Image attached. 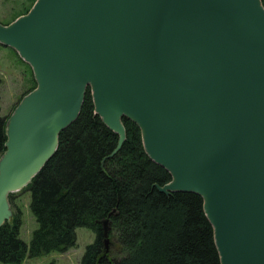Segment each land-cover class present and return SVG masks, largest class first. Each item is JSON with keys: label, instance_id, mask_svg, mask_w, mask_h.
Segmentation results:
<instances>
[{"label": "water", "instance_id": "95a60500", "mask_svg": "<svg viewBox=\"0 0 264 264\" xmlns=\"http://www.w3.org/2000/svg\"><path fill=\"white\" fill-rule=\"evenodd\" d=\"M0 44L36 83L6 121L0 227L8 195L51 159L89 88L115 152L127 119L171 176L159 191L202 198L220 264H264L261 0H36L0 24ZM101 225L106 255L109 218Z\"/></svg>", "mask_w": 264, "mask_h": 264}, {"label": "trees", "instance_id": "16d2710c", "mask_svg": "<svg viewBox=\"0 0 264 264\" xmlns=\"http://www.w3.org/2000/svg\"><path fill=\"white\" fill-rule=\"evenodd\" d=\"M35 86L33 81L24 96ZM8 118L0 117V158ZM122 124L126 139L115 152L118 136L94 113L87 88L78 118L59 134L54 155L22 189L30 193L37 223L30 242L19 238V210L0 227L1 264L64 253L75 246L78 228L96 234L79 264H220L202 198L160 192L170 174L147 156L139 128L127 119ZM8 201L13 204L11 197ZM108 218L105 255L101 223Z\"/></svg>", "mask_w": 264, "mask_h": 264}, {"label": "rangeland", "instance_id": "374dc122", "mask_svg": "<svg viewBox=\"0 0 264 264\" xmlns=\"http://www.w3.org/2000/svg\"><path fill=\"white\" fill-rule=\"evenodd\" d=\"M35 1L0 0V24L4 26L10 25L17 18L26 15ZM0 80V117H10L14 111L13 108L18 106L20 98L25 97L24 94L32 87L35 79L31 68L19 58L16 52L1 44ZM10 197L13 204L10 205L8 201L10 209L9 220L16 210L21 212L22 223L19 238L28 244L33 231L37 228V223L29 209L30 193L20 190L9 194L8 200ZM75 235L76 244L68 251L64 253L52 252L36 259L26 258L22 264H79L86 246L94 243L96 234L88 229L78 228L75 230Z\"/></svg>", "mask_w": 264, "mask_h": 264}, {"label": "bare ground", "instance_id": "6f19581e", "mask_svg": "<svg viewBox=\"0 0 264 264\" xmlns=\"http://www.w3.org/2000/svg\"><path fill=\"white\" fill-rule=\"evenodd\" d=\"M204 197H206L205 195H204ZM207 199V198H206Z\"/></svg>", "mask_w": 264, "mask_h": 264}]
</instances>
